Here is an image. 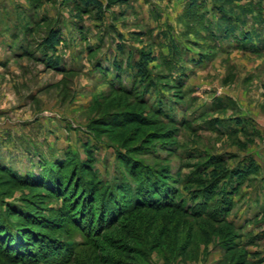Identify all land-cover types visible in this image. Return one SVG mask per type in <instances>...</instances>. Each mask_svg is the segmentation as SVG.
<instances>
[{
    "label": "rangeland",
    "instance_id": "rangeland-1",
    "mask_svg": "<svg viewBox=\"0 0 264 264\" xmlns=\"http://www.w3.org/2000/svg\"><path fill=\"white\" fill-rule=\"evenodd\" d=\"M235 4L253 46L212 39L211 0H130L102 20L74 0H0V264H264V0ZM143 51L148 81L125 61ZM215 158L227 172L206 186ZM149 170L168 174L165 206L91 221L105 188ZM8 230L36 233L33 259Z\"/></svg>",
    "mask_w": 264,
    "mask_h": 264
},
{
    "label": "trees",
    "instance_id": "trees-1",
    "mask_svg": "<svg viewBox=\"0 0 264 264\" xmlns=\"http://www.w3.org/2000/svg\"><path fill=\"white\" fill-rule=\"evenodd\" d=\"M76 2V5L79 7L80 11L84 12H94V17L97 20H102L105 16V13L116 6H123L129 3L130 0H74ZM205 0H188V2L191 5V8H196L201 4V2H204ZM242 0H211V6L213 9V14H215L218 17L217 23L214 24L213 26L207 27L208 32L212 39L215 41H221V40H236L240 41L243 39L242 43L247 46L245 43L249 42L253 46V34L249 33H244V36H241L242 38L239 39L237 36V27L243 28V25L247 23L245 21V18L242 20L239 18V13H236V9H239L240 6H236L235 3L240 2ZM208 16V13L206 12L205 14ZM259 22H261L259 20ZM60 32L57 31L55 28H50L43 38V46L45 47V51H56L58 46L61 44V37H60ZM120 35V34H119ZM121 36V35H120ZM260 43L263 42L261 37H258ZM117 52L119 53V56L122 54H125V50L123 47L122 42L119 40L117 42ZM259 47V46H258ZM254 47H251L253 49ZM156 60L155 56L153 54H150L149 52H141L139 54V58L136 56H128L126 58L127 66H133L134 71H136V77L142 81H148L150 79V72H149V65L150 63L154 62ZM48 63L50 64H57L56 59L50 58L48 60ZM112 70L116 71L117 73H120L121 75L125 71L124 68H122L121 62L115 60L114 63L112 64ZM144 83H142L143 85ZM147 88V86L144 88V90ZM138 89H143V86ZM136 93H139V91L135 90ZM133 92V93H135ZM140 96V94H139ZM143 98V97H142ZM213 165L214 168L213 170L209 173V180L210 182H206L205 185L207 186L211 182H217V180L227 172L224 168H220L218 164L217 158L213 160ZM234 171V170H233ZM151 170L147 173H138L136 174L135 178H133V182L127 183L128 187L126 186H118L115 191L113 196L116 194L117 195V200H119V197H122V194L126 197L129 198V205L122 204L121 202L119 203V206L117 205L118 202L113 200V196L107 194L109 187L105 188L107 192L102 193L103 201L104 204L102 206H99L97 211L92 210L93 217L96 215L97 216V225H104L105 223L110 222L111 220H114L117 218L118 214L123 215L125 212H132L134 209L140 207L143 205L145 202L143 198L149 197L153 202H150L151 204H159L160 206H165L166 205V200L167 199V193L168 192L167 187L168 184L164 185L163 184V178L168 177L167 173H162V172H155V175L149 174ZM236 177H240L243 175L242 171L234 172ZM142 177V178H141ZM141 178V180H139ZM206 180V181H209ZM147 183V185H146ZM165 186V190L164 187ZM129 187L130 191H129ZM111 188V187H110ZM209 188V187H208ZM150 191V194L148 191ZM146 191V192H145ZM121 193V194H120ZM147 193V194H146ZM152 193V194H151ZM222 195H224L223 199H228L230 196L225 195V190L221 191ZM115 195V196H116ZM96 197V196H95ZM152 197V198H150ZM201 197V194L198 195V198ZM107 199V200H104ZM226 201V200H225ZM169 202V201H168ZM110 206H108V204ZM128 203V202H127ZM118 206V207H117ZM110 207V208H109ZM113 207V209H112ZM185 209L188 207H185L184 205L182 206ZM185 212L189 213L190 210H185ZM117 217H116V216ZM95 219L92 218L91 221ZM92 224V222H89L88 225ZM13 233V237L6 238V244L8 243L9 245L13 246V249L16 250L17 252H20L24 254L25 259H33V255L31 254L34 249V247L37 245L36 242L35 244H31L28 242V239H31V237H35L36 233H31L26 235L25 237H21L16 230H8ZM15 239V241H14ZM36 240L39 238L35 237ZM59 248L57 246H43L40 248V257L38 255L34 256L39 257L36 258L37 262H43V261H48L50 256H54L56 252H58ZM54 252V253H52ZM53 259V258H52ZM49 261L52 264H58L57 261L61 262V256L56 258V260ZM35 260V259H34ZM31 261V260H30ZM44 263V262H43Z\"/></svg>",
    "mask_w": 264,
    "mask_h": 264
}]
</instances>
